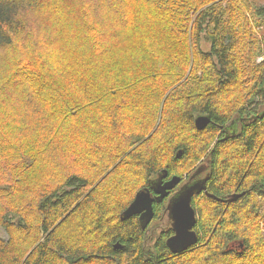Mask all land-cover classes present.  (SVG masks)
I'll list each match as a JSON object with an SVG mask.
<instances>
[{
    "label": "trees",
    "instance_id": "trees-1",
    "mask_svg": "<svg viewBox=\"0 0 264 264\" xmlns=\"http://www.w3.org/2000/svg\"><path fill=\"white\" fill-rule=\"evenodd\" d=\"M77 2L55 51L31 26L52 0H0V264H264V0ZM196 171L188 249L122 218Z\"/></svg>",
    "mask_w": 264,
    "mask_h": 264
},
{
    "label": "water",
    "instance_id": "water-1",
    "mask_svg": "<svg viewBox=\"0 0 264 264\" xmlns=\"http://www.w3.org/2000/svg\"><path fill=\"white\" fill-rule=\"evenodd\" d=\"M211 122L208 115L198 116L195 119V125L199 130L204 129ZM181 177H173L161 189H155L158 198L162 199L168 195L167 190H171L178 185ZM193 190L190 188L187 192L181 193L169 206L170 218L175 230V234L167 241L170 249L175 252H182L194 245L197 240L196 231L193 229L197 222L195 210L191 205ZM155 198L151 196L149 189H143L136 193L132 202L123 212L122 218L127 219L135 214H140V218L145 220L143 228L151 221L154 215L153 202Z\"/></svg>",
    "mask_w": 264,
    "mask_h": 264
},
{
    "label": "flooded vegetation",
    "instance_id": "flooded-vegetation-1",
    "mask_svg": "<svg viewBox=\"0 0 264 264\" xmlns=\"http://www.w3.org/2000/svg\"><path fill=\"white\" fill-rule=\"evenodd\" d=\"M240 130H241V121L233 120L227 127L224 126L222 132L223 134L226 135L225 137H233V136L240 134ZM173 177H178V176L173 175L169 177L168 174L165 173L163 177H161L158 180H155L154 182L151 183V185L148 188H145V189H149V191L151 192V196L155 198V201L153 202V210H154L155 203L164 202V201L167 202L164 208L163 214H161L160 221H157L154 219V216H155V213H154L153 218L151 219L149 223H147L146 225L147 227H145L149 229L146 233H149V232L153 233L155 229H158L157 231L161 232L162 229L166 226L172 227V233L165 238L166 245H168L167 243L168 239L175 234V230L173 228L171 218H170V210H169L170 204L175 199H177L181 193H185L190 188H192L193 193H192V198H191V205L193 206V201L196 195L203 193L207 189L206 183L209 178L206 175V171L205 172L196 171V172L191 173L190 175L186 174L183 178L181 177V181L178 183L176 187H174L171 190H167L169 193L166 197L159 199L158 194L156 193L155 189H161V187H163L167 182L173 179ZM194 210L196 211L195 208ZM195 214H197V211L195 212ZM133 216H136V218L140 220L142 226L146 223L145 220H142L140 218V214H135ZM118 247H121V245L118 244ZM168 248L170 249L169 245H168Z\"/></svg>",
    "mask_w": 264,
    "mask_h": 264
},
{
    "label": "rangeland",
    "instance_id": "rangeland-1",
    "mask_svg": "<svg viewBox=\"0 0 264 264\" xmlns=\"http://www.w3.org/2000/svg\"><path fill=\"white\" fill-rule=\"evenodd\" d=\"M59 2L60 0H52V4L50 5L49 8L50 10H48L47 12L46 10L31 12L33 13L32 19L35 20V22L31 24V26L32 28H37L36 42L39 41L42 43H47L48 38H53L57 42L56 44H53L55 51H59L61 50V48L65 47V45H63V41L58 39L57 37L64 38L67 31L69 30L68 25L64 24L61 15H68L70 10H74V12H77L76 10L78 8L77 0H65L66 5L63 3L58 5ZM45 13L49 18H51L52 25L46 23V21L40 16V15H44ZM49 41L51 40H48V42ZM47 45L48 47L50 46L49 44ZM2 85H4V81L0 79V86ZM14 93L16 92H14L12 88L9 89L10 95H13ZM1 142L4 145H8L9 147L17 148L14 144V140L12 139H7L6 137H2ZM0 170H3V168H0ZM0 235L2 237H6V234L3 230L0 231Z\"/></svg>",
    "mask_w": 264,
    "mask_h": 264
}]
</instances>
